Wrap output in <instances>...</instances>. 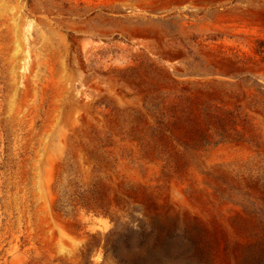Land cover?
<instances>
[{
    "label": "rangeland",
    "instance_id": "rangeland-1",
    "mask_svg": "<svg viewBox=\"0 0 264 264\" xmlns=\"http://www.w3.org/2000/svg\"><path fill=\"white\" fill-rule=\"evenodd\" d=\"M0 264H264V0H0Z\"/></svg>",
    "mask_w": 264,
    "mask_h": 264
},
{
    "label": "bare ground",
    "instance_id": "bare-ground-1",
    "mask_svg": "<svg viewBox=\"0 0 264 264\" xmlns=\"http://www.w3.org/2000/svg\"><path fill=\"white\" fill-rule=\"evenodd\" d=\"M136 35H137V37H140V38L148 37V34L146 32H136Z\"/></svg>",
    "mask_w": 264,
    "mask_h": 264
}]
</instances>
